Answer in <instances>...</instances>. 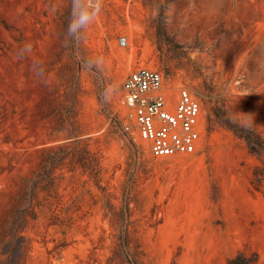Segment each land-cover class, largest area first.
Returning <instances> with one entry per match:
<instances>
[{"label":"rangeland","instance_id":"rangeland-1","mask_svg":"<svg viewBox=\"0 0 264 264\" xmlns=\"http://www.w3.org/2000/svg\"><path fill=\"white\" fill-rule=\"evenodd\" d=\"M71 9L0 0V264H264V156L236 132L264 133V0H103L76 39ZM138 63L199 99L193 153L155 157L122 131Z\"/></svg>","mask_w":264,"mask_h":264},{"label":"built area","instance_id":"built-area-1","mask_svg":"<svg viewBox=\"0 0 264 264\" xmlns=\"http://www.w3.org/2000/svg\"><path fill=\"white\" fill-rule=\"evenodd\" d=\"M127 42L120 36L121 45ZM116 112L122 131L155 157L193 153L205 129L200 101L190 89L140 63L122 80Z\"/></svg>","mask_w":264,"mask_h":264},{"label":"trees","instance_id":"trees-1","mask_svg":"<svg viewBox=\"0 0 264 264\" xmlns=\"http://www.w3.org/2000/svg\"><path fill=\"white\" fill-rule=\"evenodd\" d=\"M221 108V107H219ZM237 134L244 139L246 145L250 152L257 155L259 158H263L264 156V133L259 130L253 128H246L236 131ZM81 166H84L81 159L78 161ZM88 170L89 174V166L85 167ZM251 184L254 189L261 190L264 184V173H261V168L259 166H255L252 172ZM35 187L32 185L28 189V193L25 197L24 203L17 209L15 215L12 220L11 227L13 228L16 234H19L21 231V224L23 221L27 220L28 217H34V203H33V189ZM126 243L127 241H123ZM254 259L247 256L243 252H238L229 258L228 264H252Z\"/></svg>","mask_w":264,"mask_h":264},{"label":"clouds","instance_id":"clouds-1","mask_svg":"<svg viewBox=\"0 0 264 264\" xmlns=\"http://www.w3.org/2000/svg\"><path fill=\"white\" fill-rule=\"evenodd\" d=\"M81 5L84 6L82 9ZM102 5L103 0H72L71 18L67 35L72 39L79 38L87 26L99 15ZM31 47L30 44L25 45L22 49L23 53H29Z\"/></svg>","mask_w":264,"mask_h":264}]
</instances>
